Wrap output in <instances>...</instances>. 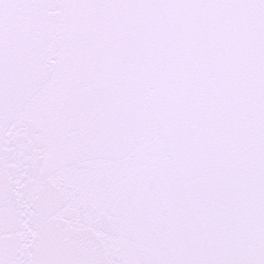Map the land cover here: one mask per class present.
I'll use <instances>...</instances> for the list:
<instances>
[{
    "label": "snow or ice",
    "instance_id": "snow-or-ice-1",
    "mask_svg": "<svg viewBox=\"0 0 264 264\" xmlns=\"http://www.w3.org/2000/svg\"><path fill=\"white\" fill-rule=\"evenodd\" d=\"M0 264H264V0H0Z\"/></svg>",
    "mask_w": 264,
    "mask_h": 264
}]
</instances>
